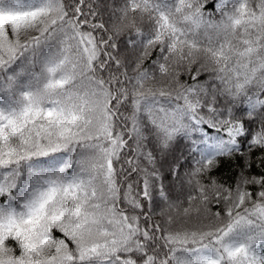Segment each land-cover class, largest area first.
<instances>
[{
    "label": "snow or ice",
    "instance_id": "1",
    "mask_svg": "<svg viewBox=\"0 0 264 264\" xmlns=\"http://www.w3.org/2000/svg\"><path fill=\"white\" fill-rule=\"evenodd\" d=\"M0 97V264H264V0H0Z\"/></svg>",
    "mask_w": 264,
    "mask_h": 264
},
{
    "label": "trees",
    "instance_id": "2",
    "mask_svg": "<svg viewBox=\"0 0 264 264\" xmlns=\"http://www.w3.org/2000/svg\"><path fill=\"white\" fill-rule=\"evenodd\" d=\"M108 2L111 5L113 4L114 0H108ZM115 2L119 3L120 0H115ZM211 3H212V0H209V7H211ZM148 63H150V61H148ZM3 99H4L3 97H0V101H2ZM183 150L184 149H183L182 143L178 144L176 154L179 156ZM256 158L257 157L254 155L253 161H255ZM179 163L183 165L184 168H188L190 161L181 159ZM242 164H243V160L241 158H233L231 160L225 159L222 161L221 166L214 170L213 175H215L216 178L222 183L234 184L236 177L238 176L241 170ZM260 170L261 169L255 163H253L252 168L248 169V172L249 174H256V173H259ZM157 211H159V209H157ZM156 218L159 219L158 216Z\"/></svg>",
    "mask_w": 264,
    "mask_h": 264
},
{
    "label": "rangeland",
    "instance_id": "3",
    "mask_svg": "<svg viewBox=\"0 0 264 264\" xmlns=\"http://www.w3.org/2000/svg\"><path fill=\"white\" fill-rule=\"evenodd\" d=\"M177 155V154H176ZM178 156V155H177Z\"/></svg>",
    "mask_w": 264,
    "mask_h": 264
}]
</instances>
